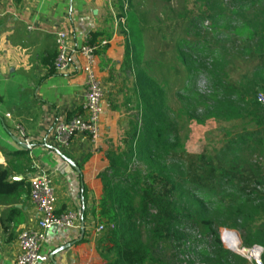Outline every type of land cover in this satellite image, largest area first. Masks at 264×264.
<instances>
[{"label": "trees", "instance_id": "1", "mask_svg": "<svg viewBox=\"0 0 264 264\" xmlns=\"http://www.w3.org/2000/svg\"><path fill=\"white\" fill-rule=\"evenodd\" d=\"M194 1L202 6L201 14L181 12L165 28L170 37L164 46L170 49L162 56H179L187 74L177 96L188 105L175 111L145 61L144 17L132 8L133 0H118L121 10L131 6L120 17L135 101L123 148L106 153L103 194L91 208L105 227L96 246L103 264H251L224 247L221 229L238 231L243 248L264 249V169L259 162L264 159V105L258 102L264 92V0ZM201 29L199 41L180 37L181 31L191 35ZM100 36L91 34L88 42L95 45ZM187 115L198 124L209 119L234 124L218 152L183 150L179 121ZM10 177V170L0 166V196L9 193ZM10 211L17 214V209Z\"/></svg>", "mask_w": 264, "mask_h": 264}, {"label": "crops", "instance_id": "2", "mask_svg": "<svg viewBox=\"0 0 264 264\" xmlns=\"http://www.w3.org/2000/svg\"><path fill=\"white\" fill-rule=\"evenodd\" d=\"M119 14L118 0H0V166L11 174L9 193L0 196V264H16L20 233L39 220L30 202V180L41 174L53 178L58 213L74 211L80 219L78 229L48 231L43 254L49 258L56 253L57 264L104 263L94 242L98 220L91 208L103 194L101 174L109 166L106 153L113 147L104 139L111 140L113 134L103 127L97 147L84 134L67 147L57 146L53 129L82 112L86 76L78 55H71V73L59 74L52 66L58 32H65L75 46L98 33V51L104 48L102 41L109 45L97 55L96 73L105 87L106 74L124 54L125 19ZM104 107L105 113V102ZM11 209L17 214L13 216Z\"/></svg>", "mask_w": 264, "mask_h": 264}, {"label": "rangeland", "instance_id": "3", "mask_svg": "<svg viewBox=\"0 0 264 264\" xmlns=\"http://www.w3.org/2000/svg\"><path fill=\"white\" fill-rule=\"evenodd\" d=\"M131 5L140 17H144L142 20L144 27L142 38L145 47V61L152 64L151 67L154 69L152 76L156 78V80L165 89L166 98L170 107L175 111L185 109L184 106L188 105V103L186 100L178 98L177 91L184 87L187 74L185 70H182L181 68L179 56L174 55L173 53L166 57L162 56L164 51L170 49H165L164 46L165 43H168V38L170 37L165 32V28L168 25H172L174 18L179 16V14L181 15V12L188 14L193 11L195 12L194 14H201L203 12L202 6L197 4L194 0H133ZM130 8L131 6L126 4L125 10H123V7L121 10L120 6L119 16L123 15L125 11H128ZM204 25L205 27H208L210 23L206 22ZM188 27L189 26H185L186 29ZM123 30H125V20L124 24L121 26V31ZM203 31L204 30L201 29L196 31L194 34L187 35L184 30L180 32V37L185 38L187 36L186 39L199 41ZM173 39L176 43L177 39L175 37ZM122 46L124 48L123 57L122 59H117L118 62L116 61L112 64L110 70L106 74L104 83L105 87H103L104 102L107 110L104 113V116H106L102 118V120L105 119V125L102 120L100 125L101 131L104 127V130L107 129L109 134H113L111 140H109V138L104 139V142H108V145L113 146L110 150H116L119 147L123 148V136H125V133L128 131L130 116L133 114L132 103L135 101L132 92L133 75L131 72H128L124 63L125 47L127 46V36L125 35ZM188 63L193 64L191 61H188ZM175 69L180 70L179 74H176ZM235 78L236 80L238 79L236 75ZM203 88L205 89L204 86ZM259 94L264 95V92H260ZM114 106L118 108L115 111L113 110ZM179 123L181 125L179 142L183 146V150L192 155H199L203 153L213 155L218 152V150H220L225 144L227 140L226 135L231 132L234 125L233 123H224L214 119L206 120L204 124H198L194 120L190 119L188 115L184 116ZM115 133L117 138H114ZM106 135H108V133H106ZM100 140L103 141L102 132ZM255 157L256 156H254V158ZM259 162L261 167L264 169V159L261 158ZM136 165L137 164L134 163L132 165V169H134ZM100 225L103 226L104 229L95 235L94 242L96 243V246L97 241L105 232V227L100 224L99 221H95L96 227ZM227 231L232 232L229 234L233 237H236V235L238 236L236 239L237 241H241L242 248V240L239 232L236 230L221 229V240L223 239V234ZM223 245L227 250L230 249V247L228 248L225 243ZM231 250L234 252V249Z\"/></svg>", "mask_w": 264, "mask_h": 264}, {"label": "built area", "instance_id": "4", "mask_svg": "<svg viewBox=\"0 0 264 264\" xmlns=\"http://www.w3.org/2000/svg\"><path fill=\"white\" fill-rule=\"evenodd\" d=\"M57 56L54 68L59 74L71 73L74 69L71 55H78L83 59L82 72L86 76V95L82 113L68 121L59 122L53 129L55 142L58 147H67L72 139L79 134L86 135L91 143L97 147L101 139V120L105 110L104 88L96 73L98 62V44L92 45L85 42L81 45H72L65 32H58ZM102 46L108 45V41H102ZM258 102L264 105V95L258 94ZM25 135L22 134V138ZM27 149L31 144L25 142ZM30 202L39 214V220L35 226L20 233L18 238V254L16 264H45L48 257L43 254L42 248L47 238V232L56 227L68 230L80 228L79 215L74 211L59 214L57 210V197L51 175H36L30 180ZM103 226H98L96 231L100 233ZM251 264H263L264 249L260 246L241 248L237 252Z\"/></svg>", "mask_w": 264, "mask_h": 264}, {"label": "bare ground", "instance_id": "5", "mask_svg": "<svg viewBox=\"0 0 264 264\" xmlns=\"http://www.w3.org/2000/svg\"><path fill=\"white\" fill-rule=\"evenodd\" d=\"M226 234H228L229 236L223 235L224 242L230 247V249H234V252H237L240 249V245H241V241L240 240L237 241L236 239V237L238 236L235 233L234 234L236 235V237H233L229 233H226Z\"/></svg>", "mask_w": 264, "mask_h": 264}, {"label": "water", "instance_id": "6", "mask_svg": "<svg viewBox=\"0 0 264 264\" xmlns=\"http://www.w3.org/2000/svg\"><path fill=\"white\" fill-rule=\"evenodd\" d=\"M84 229V228H83ZM84 232V231H83ZM222 242H223V244H224V240L222 239ZM240 247H241V245H240ZM229 250H231V249H229ZM232 251V250H231ZM238 252V251H237ZM236 252V253H237ZM55 256H56V253H52L51 255H50V257H49V259H50V261L52 262V264H57L56 263V261H55Z\"/></svg>", "mask_w": 264, "mask_h": 264}]
</instances>
